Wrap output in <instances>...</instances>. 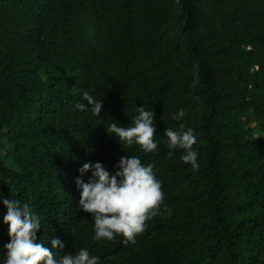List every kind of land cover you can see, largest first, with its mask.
Masks as SVG:
<instances>
[{
	"label": "trees",
	"instance_id": "1",
	"mask_svg": "<svg viewBox=\"0 0 264 264\" xmlns=\"http://www.w3.org/2000/svg\"><path fill=\"white\" fill-rule=\"evenodd\" d=\"M138 108L154 113V153L106 130L132 126ZM181 123L198 170L183 150L169 158L165 130ZM133 155L154 163L171 215L135 244L94 241L75 182L91 171L79 169L114 174ZM4 198L40 218L37 243L62 241L57 258L83 248L99 264H264V0H0V264Z\"/></svg>",
	"mask_w": 264,
	"mask_h": 264
},
{
	"label": "clouds",
	"instance_id": "2",
	"mask_svg": "<svg viewBox=\"0 0 264 264\" xmlns=\"http://www.w3.org/2000/svg\"><path fill=\"white\" fill-rule=\"evenodd\" d=\"M83 99L92 105V114L99 116L102 101L94 99L88 92L83 93ZM76 108L84 111L87 106L78 103ZM138 113L132 126L121 127L113 122L106 130L127 146L137 145L146 154L154 153L158 150L154 139V113L144 108H138ZM184 116L185 112L181 109L173 119L181 120ZM184 129L183 123L179 125V130L166 128L169 158L174 150H183V163L198 170V153L193 150L196 136L191 128ZM118 168L110 174L99 162L84 163L79 169L81 176L91 171V177L88 182L79 177L75 182L81 189V209L94 219L93 240L114 241L117 236H122V243L127 246L136 243L137 236L146 230L149 221L157 216L164 217L165 213L170 216L171 210L167 207L161 210L165 197L162 183L154 171V163L145 166L139 157L133 155L121 157ZM2 203L7 209L3 222L8 226L10 238V242L4 245L7 249L6 264H99V258L83 248L75 255L63 254L57 258L53 249L63 250L64 244L59 238L51 240V248L36 242L41 221L30 205L8 198H4Z\"/></svg>",
	"mask_w": 264,
	"mask_h": 264
},
{
	"label": "rangeland",
	"instance_id": "3",
	"mask_svg": "<svg viewBox=\"0 0 264 264\" xmlns=\"http://www.w3.org/2000/svg\"><path fill=\"white\" fill-rule=\"evenodd\" d=\"M8 162H10V161H8Z\"/></svg>",
	"mask_w": 264,
	"mask_h": 264
}]
</instances>
